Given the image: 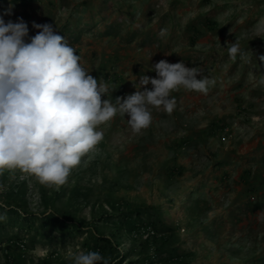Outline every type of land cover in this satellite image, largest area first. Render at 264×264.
Segmentation results:
<instances>
[{
    "label": "rangeland",
    "instance_id": "rangeland-1",
    "mask_svg": "<svg viewBox=\"0 0 264 264\" xmlns=\"http://www.w3.org/2000/svg\"><path fill=\"white\" fill-rule=\"evenodd\" d=\"M0 15L29 36L51 24L113 100L162 59L215 80L173 91V113L153 108L139 134L127 115L100 125L62 186L0 172V264L97 247L108 264H264V0H0Z\"/></svg>",
    "mask_w": 264,
    "mask_h": 264
},
{
    "label": "clouds",
    "instance_id": "clouds-1",
    "mask_svg": "<svg viewBox=\"0 0 264 264\" xmlns=\"http://www.w3.org/2000/svg\"><path fill=\"white\" fill-rule=\"evenodd\" d=\"M32 27L38 31L29 36L22 18L6 22L0 15V172L19 169L46 186H62L103 139L100 125L127 115L131 130L139 134L151 125L153 108L173 113V91L183 87L207 95L215 85L198 67L162 59L152 65L155 77L140 75L139 83L133 82L135 92L113 100L115 89L82 66L51 24L33 22ZM228 53L232 59L243 57L237 41ZM69 258L72 264H108L96 251Z\"/></svg>",
    "mask_w": 264,
    "mask_h": 264
},
{
    "label": "trees",
    "instance_id": "trees-1",
    "mask_svg": "<svg viewBox=\"0 0 264 264\" xmlns=\"http://www.w3.org/2000/svg\"><path fill=\"white\" fill-rule=\"evenodd\" d=\"M107 34V33H106ZM108 35V34H107ZM77 54V53H76ZM138 215H140V213H138ZM47 225V224H46ZM150 225H155V223H150ZM101 240H103L104 242H106V243H108V244H111V241L109 240V238H106V237H101ZM97 249H98V251H101V249L99 248V247H97L96 248V252H98L97 251ZM9 258V256L7 255V259ZM8 261H10V260H8Z\"/></svg>",
    "mask_w": 264,
    "mask_h": 264
}]
</instances>
